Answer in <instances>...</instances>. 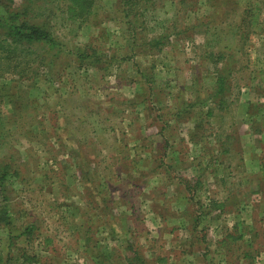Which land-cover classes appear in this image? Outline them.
Masks as SVG:
<instances>
[{"label": "rangeland", "instance_id": "1", "mask_svg": "<svg viewBox=\"0 0 264 264\" xmlns=\"http://www.w3.org/2000/svg\"><path fill=\"white\" fill-rule=\"evenodd\" d=\"M125 1L15 0L62 53L0 79V264H264V0Z\"/></svg>", "mask_w": 264, "mask_h": 264}, {"label": "trees", "instance_id": "2", "mask_svg": "<svg viewBox=\"0 0 264 264\" xmlns=\"http://www.w3.org/2000/svg\"><path fill=\"white\" fill-rule=\"evenodd\" d=\"M67 1L68 4H66L63 13L68 15V19L71 18L72 21L79 20L84 22L91 15L92 0ZM3 2L4 13L0 14V79L8 81L5 76L7 74L9 76L16 75L20 78L28 74L38 75L39 73L35 68L38 59L41 67L43 66L42 69H46L51 64L54 67L55 60L62 53V46L52 37L48 23L46 21L34 22L31 20L32 18L28 13L29 6L27 7V5L20 6V4L15 3V0H3ZM123 7H125V4H123ZM59 46H61V49ZM51 52L53 55L49 56L48 53L50 54ZM75 55L79 60L84 57L83 53L79 52V50H77ZM90 57L96 58L92 54ZM47 59L50 60H48V63H45ZM49 69H46L48 70L46 73L50 72ZM62 69L64 70V68ZM230 71L231 69L229 68L215 69L214 88L208 98H210L216 107H222L221 105L225 101L228 91L227 78L230 76ZM188 105L190 107V104ZM210 113V109H208L206 114ZM77 167L80 170L84 169V171L82 170L83 175H93L91 169H87L86 166L80 168L78 165ZM7 169L8 166L6 164L0 166V188L2 187L1 179L8 174ZM0 192L2 193L3 190L0 189ZM1 213L8 214L6 207ZM33 228L34 225L26 226L23 230L24 235L29 237L33 233ZM20 235H23L22 232ZM127 264L146 263L143 257L134 254L133 257L127 259Z\"/></svg>", "mask_w": 264, "mask_h": 264}]
</instances>
